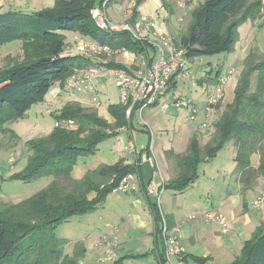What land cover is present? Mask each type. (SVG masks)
<instances>
[{
  "label": "trees",
  "instance_id": "16d2710c",
  "mask_svg": "<svg viewBox=\"0 0 264 264\" xmlns=\"http://www.w3.org/2000/svg\"><path fill=\"white\" fill-rule=\"evenodd\" d=\"M102 1L55 0L52 7L31 14H0V47L21 43V55L0 70V135L16 139L6 125L24 118L33 105L44 100L53 84L59 83L63 88L74 71L96 66L83 56H63L65 37L62 33H77L100 45L124 48L135 54L148 50L145 44L134 41L126 33L107 34L95 27L90 11ZM144 1L133 0L129 21L138 18L137 7ZM249 1L205 0L194 9L187 32L178 40L174 39L184 50L185 58L190 62L196 57L230 54L238 39V28L248 20H255L262 9V0H255L251 5ZM245 64L232 102L214 124V135L204 147L195 138L189 140L186 152L176 158L178 174L165 189L185 190L198 178L199 167L214 159L229 141L235 147V171L247 179L245 181L256 176L264 179V60L252 64L248 59ZM104 67L107 70L124 68L116 63ZM253 75L254 85L251 84ZM218 77L216 72L215 82ZM172 80L169 81L171 86ZM106 110L113 123L79 104L66 103L52 115L53 120L72 121L75 130L55 127L47 136L27 141L30 152L27 166L10 179L24 184L42 178L52 181L15 205L0 204V264H78L83 258V248L74 252V258L61 257L66 242L56 236V228L72 217L94 212L126 174L137 170L119 160L109 166L100 164L81 179L72 177L78 159L95 155L99 144L117 137L122 129L134 128L135 112L127 120L126 107L119 103L108 105ZM255 154L259 156V165L253 169L250 158ZM249 185L248 182L243 189ZM153 213L157 222L156 208ZM207 260L193 259L197 264ZM230 264H264V223L243 242L238 256Z\"/></svg>",
  "mask_w": 264,
  "mask_h": 264
},
{
  "label": "rangeland",
  "instance_id": "374dc122",
  "mask_svg": "<svg viewBox=\"0 0 264 264\" xmlns=\"http://www.w3.org/2000/svg\"><path fill=\"white\" fill-rule=\"evenodd\" d=\"M204 1L205 0H145L137 7V13L138 17H146L155 23L157 34H167L173 39L178 40L181 35L187 32L190 26L192 11ZM254 1L255 0H250L248 4L251 5L254 3ZM261 3L262 9L258 17L255 20H248L238 28V39L230 54L196 57L193 58L192 61H188L187 68L193 75L194 84L188 83L187 81H182V83L178 85L176 80L173 79V81L177 83V85L174 87L175 91H177L176 94L179 96L184 95L185 93L184 96L190 97L196 105H199L198 102L203 100V98L206 99V97L211 93V87H213L216 83L213 78L214 74L217 72L219 76H221L225 73L227 74L229 71L231 72L225 84L223 98L215 106L212 115L214 122L213 128H211L209 131H199L197 129V125L202 118H199L197 122L192 124L186 123L185 117L187 116V111L185 109L181 108L175 110L169 108L166 112H162L160 111L161 103L159 101L153 107H148L145 109L140 117L135 114V117H133L134 130L131 131L132 137L130 139L125 132H121L119 135L120 137L117 139L119 140V143L114 140V138H111L99 144L96 148L95 155L78 159L76 166L80 167L84 161L89 159L103 158L104 160H110L115 155H119L120 151L114 150L112 146L120 148L121 153L123 154L125 153L123 147H126V153L129 154L131 144V149L133 148L138 152L141 150V148L147 146L149 140L150 144L153 146V152L155 156L152 158V163L159 164L160 155L164 152L163 149L166 151L170 148L169 141L175 138V140L178 141V145L181 147L180 149H184L186 144L185 142H188L187 140H189L191 131L190 128L194 127H196V131L191 134V137L197 139L201 147H204V145L214 135L215 122L220 117L221 113L225 111L226 105L230 104L233 100V91L237 85V81L241 73L246 67L245 61L249 59L250 63L253 64L259 62L260 60H264V0H262ZM133 4V0H113L107 5V12L112 19L129 21L131 18L130 15ZM52 6L53 3H47L44 2V0H0V14H5L6 12H21L25 14H31L33 11H40ZM79 39L80 38L72 39L70 41L69 39L67 40L68 45L64 48L63 56H72V54L73 56H78L74 55L72 52L74 51L73 47L76 45ZM20 55V42H13L0 47V70L6 68V66L10 64L9 62L11 59H16ZM91 59H94L93 61L96 62V66L92 67L91 70H87L88 72L96 71L93 70V68L105 69L101 75L105 81V86L107 89L106 95H104L103 91L97 85L93 91V96H98V100H100V106L98 108L94 106L86 107L85 101L77 102L74 100L66 103L79 104L82 108L96 112L98 117L105 119L108 123H113L111 118H105L103 110L106 109L108 104L119 103V94L113 73L110 74L104 65L108 63H114L115 57L98 56L90 57L89 60ZM117 64H119V62ZM176 83H174V85ZM251 84L254 85V75L251 80ZM172 86L169 85L171 89ZM169 87L168 90L170 89ZM50 91H55V93H57L56 99L63 97V103L58 102V105L55 106V108L59 107L58 110H60L66 104L64 102L71 99V97H82L80 92H76V94H74L75 91L66 89L64 87L61 88L59 83L53 84ZM172 91L174 90L172 89L169 92L165 91V96L171 97L170 94ZM172 96H174V94H172ZM58 110H53V112H55L53 114H56ZM141 121L144 122V124H140L139 122ZM54 122L53 116L51 117V112L50 114L44 112L38 113L36 122H33L32 120L30 121L28 118L24 117L6 125V127L11 125L16 129V132L19 133V139L18 137L15 139L11 137L9 138L8 135H0L1 205H15L23 200H26L46 188L50 181H52L50 178H42L34 183L24 184L10 178L13 175L20 174L27 166L30 152L26 147V143L28 140L37 137V135L33 134L36 131L34 130L33 125L37 124L38 127L45 129L52 127L53 130ZM75 129L76 125L74 124L70 130ZM146 129L148 131L150 130L149 132L151 137H149V134L145 131ZM32 131L34 132L32 133ZM25 134L27 135L25 136ZM42 134H44V132H41L40 135ZM115 143H118L117 146L114 145ZM172 153V155H175V159L182 155L180 154L176 156L175 150L172 151ZM164 154L166 159L170 158L168 151L164 152ZM234 155V144L232 141H229L225 147L216 154L214 159L199 167L200 185L207 184V186L210 185L211 188L215 187L216 185L219 187V189H222V170L223 168H227L229 164L232 163V156ZM254 156H256V161L253 160L254 163L258 161L259 165V156L255 154L252 157ZM10 159L13 161L12 163L9 162ZM256 177H253L254 179L249 177V180L245 181L247 179H244V177L240 175L239 181L242 186L245 187L248 182L251 185V183L256 178L259 180L256 181V183H258L260 186L264 179L261 176ZM206 196L207 195L205 193L202 197L203 200ZM93 215L94 214L90 213L82 216L72 217L67 222L56 228V236L64 239L66 242L63 246L61 257L74 258V252L83 248L81 240L90 231L93 219L89 218ZM94 249L95 251L93 252V255L88 256V258L89 261L93 260L96 264V260L98 259L96 255L98 256L99 254H97L98 251L95 247ZM78 264L86 263L84 260L79 259Z\"/></svg>",
  "mask_w": 264,
  "mask_h": 264
},
{
  "label": "crops",
  "instance_id": "0c3cea01",
  "mask_svg": "<svg viewBox=\"0 0 264 264\" xmlns=\"http://www.w3.org/2000/svg\"><path fill=\"white\" fill-rule=\"evenodd\" d=\"M54 1L44 0L47 3H54ZM62 34L65 37L66 47L68 39L70 41L82 38L85 41H91L77 33L64 32ZM93 60L91 59L90 61L95 64L96 62ZM118 62L122 67L126 65V61L122 58H115L114 63L117 64ZM92 67L84 70H91ZM93 70H96L95 86L97 85L106 95L107 89L101 75L105 69L93 68ZM107 71L110 74L112 73V70ZM172 82L174 91L170 95L178 96L174 87L177 83L179 85L182 82L176 81V83L173 80ZM174 83L176 84L174 85ZM172 89L170 88L167 91L169 92ZM166 92L160 96V103L170 98V96H165ZM80 94H82V97L74 98V96L64 103L71 100L77 102L85 101L86 107L93 106L92 99L94 94L88 92H80ZM56 95L55 91L49 90L41 103L35 104L29 109L25 118L36 122L38 113L44 112L48 114L51 112L52 117L53 113H55L53 110L59 109V107L55 108L58 102L63 103V97L56 99ZM204 100L205 98L198 102V106L196 105L199 111V118H202L201 112ZM103 111L105 118L110 119L111 117H109L107 110ZM33 127L36 131H32V133L34 132L33 134L37 135L35 138L47 136L52 131V127L45 129L38 127L37 124L33 125ZM7 128L19 139V133L16 132L13 126L10 125ZM190 129L189 140L194 138L191 137V134L196 131V127ZM132 130L122 129L114 140L119 143L117 139L120 137L121 132H125L130 139ZM145 131L151 137L150 130L146 129ZM41 132H44V134L40 135ZM189 140L187 141L189 142ZM188 142H185L184 149H180L181 147L175 138L169 141L170 148L166 151L163 149V151H168L170 158L166 159L163 152L160 155L159 164H153L147 160L151 154L155 157L152 144V153H149L147 149L150 145L149 140L147 146L141 148L138 152L134 149V153L129 152L128 154L126 153L127 148L123 147L125 151L123 154L120 148L112 146L114 150L120 151V154L115 155L112 159H89L84 161L80 167L75 166L72 177L81 179L87 171L96 169L100 164L109 166L122 160L125 165H131L137 169L136 173L139 180V190L136 193L122 194L113 191L106 197L104 203L92 212L94 217L91 216L89 218L93 219V222L91 221L92 226L88 234L81 240L84 249V258L81 260H84L86 264H95L93 260L89 261L88 256L93 255L96 242L103 236L110 237L113 235L118 240V248L114 253L112 262L108 264L115 262L120 264H161L162 244L157 234L158 225L153 213L156 208L155 200L154 196L145 193L144 187L149 183H162L164 191L160 197V208L166 217L169 228H175L179 231V240L185 251L184 255L176 259L174 264H197L193 261L194 258L209 259L204 264H230L234 261L242 248L243 242L251 237L260 224L264 223V208L255 210L251 204L257 196L264 193V181L259 186L256 183L259 180L255 179L249 187L243 189L239 181L240 173L235 171L234 155L232 156V163L222 170L223 175L221 178L223 182L220 181L223 183L222 189H219L216 185L213 188L210 185L207 186V184L200 185L199 174L198 178L181 192L165 189L168 182L173 180L178 174L177 159H175V155H172V151L175 150L176 156L183 155L186 152ZM118 143L114 145L117 146ZM253 160L256 161V156H251L250 158V166L255 169L258 166V161L254 163ZM204 192L207 196L203 200ZM209 210L219 213L222 216L221 222L205 221L204 216Z\"/></svg>",
  "mask_w": 264,
  "mask_h": 264
},
{
  "label": "built area",
  "instance_id": "2783aa9c",
  "mask_svg": "<svg viewBox=\"0 0 264 264\" xmlns=\"http://www.w3.org/2000/svg\"><path fill=\"white\" fill-rule=\"evenodd\" d=\"M113 0H103L101 5L91 9L90 18L95 27L107 34L126 33L134 41L145 44L148 47L142 54H135L124 48L112 49L106 45H100L93 41L79 39L73 47L74 55H80L86 58L107 56L119 57L126 61L123 69L113 70L119 94V104L126 107L125 118L128 120L133 113L139 117L148 107H153L159 101L160 96L166 91L170 79L176 81H187L193 83V75L189 72L188 60L185 58L184 50L177 46L175 40L167 35H159L156 32V25L146 17H138L133 21L113 20L108 12L107 5ZM71 49V50H73ZM70 56V55H69ZM73 56V54H72ZM231 72L223 74L216 79V83L211 89V93L206 97L203 109L202 119L197 125L199 131H209L213 128V112L215 106L223 98L225 84ZM96 71L88 72L86 70L75 71L65 80L64 88L75 92H88L93 94L95 88ZM93 106L99 107L100 100L93 96ZM169 108L178 110L185 109L187 116L186 122L192 124L199 119V111L194 101L187 96H171L169 99L161 102L160 111L166 112ZM144 124V122H139ZM74 126L72 121L54 122V128L70 130ZM149 153H152L151 144L148 146ZM130 152L134 153V149ZM152 154L147 160L152 162ZM14 159V158H11ZM9 160L10 163L13 161ZM139 190V180L137 173L126 174L118 183L117 191L122 194L136 193ZM147 195L154 196L157 209L158 236L162 244L161 259L162 264H174L175 260L181 258L185 251L179 240V231L175 228H169L166 217L160 208V197L163 194V184L149 183L144 187ZM252 207L255 210L264 208V193L257 196L252 201ZM207 222H221L222 216L209 211L205 216ZM98 251L96 264L112 262L115 251L118 248V240L115 236H103L95 245ZM82 263V262H81Z\"/></svg>",
  "mask_w": 264,
  "mask_h": 264
}]
</instances>
